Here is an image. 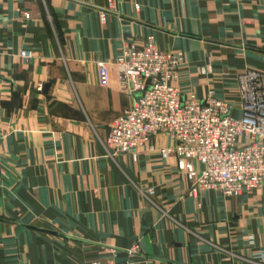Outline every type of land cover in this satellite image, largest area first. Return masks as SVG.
<instances>
[{"label": "crops", "instance_id": "obj_1", "mask_svg": "<svg viewBox=\"0 0 264 264\" xmlns=\"http://www.w3.org/2000/svg\"><path fill=\"white\" fill-rule=\"evenodd\" d=\"M108 1L0 0V264H264V191L191 192L164 134L136 162L103 145L132 99L113 63L150 36L184 55L182 97L212 88L239 117L237 76H264V0H113L101 21Z\"/></svg>", "mask_w": 264, "mask_h": 264}, {"label": "built area", "instance_id": "obj_2", "mask_svg": "<svg viewBox=\"0 0 264 264\" xmlns=\"http://www.w3.org/2000/svg\"><path fill=\"white\" fill-rule=\"evenodd\" d=\"M113 11L114 1L109 0L100 20ZM19 56L27 59L31 54L21 51ZM184 63L181 52L158 50L151 36L141 47L122 50L113 66L120 90L132 99L110 122L103 143L108 156L128 154L136 162L138 151L154 152L155 137L164 134L171 144L157 153L161 159L175 158L191 192L216 190L237 197L264 191V76L254 71L237 76L240 116L235 117L233 104L217 99L212 88L203 99L193 93L181 96L174 82ZM97 74L100 86L107 87L105 63L98 64ZM87 264L117 263L95 258Z\"/></svg>", "mask_w": 264, "mask_h": 264}, {"label": "water", "instance_id": "obj_3", "mask_svg": "<svg viewBox=\"0 0 264 264\" xmlns=\"http://www.w3.org/2000/svg\"><path fill=\"white\" fill-rule=\"evenodd\" d=\"M49 88V84H45L43 87V93H46Z\"/></svg>", "mask_w": 264, "mask_h": 264}]
</instances>
